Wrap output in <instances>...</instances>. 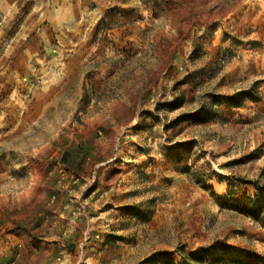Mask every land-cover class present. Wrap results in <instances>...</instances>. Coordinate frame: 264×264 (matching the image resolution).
I'll use <instances>...</instances> for the list:
<instances>
[{
	"label": "rangeland",
	"instance_id": "1",
	"mask_svg": "<svg viewBox=\"0 0 264 264\" xmlns=\"http://www.w3.org/2000/svg\"><path fill=\"white\" fill-rule=\"evenodd\" d=\"M93 4L0 100V264H264L258 8Z\"/></svg>",
	"mask_w": 264,
	"mask_h": 264
},
{
	"label": "crops",
	"instance_id": "2",
	"mask_svg": "<svg viewBox=\"0 0 264 264\" xmlns=\"http://www.w3.org/2000/svg\"><path fill=\"white\" fill-rule=\"evenodd\" d=\"M214 1L218 8L232 9L251 2L252 9L259 11L247 23L254 29L256 41L264 38V0ZM91 6L93 0H0V100H24L19 91L23 87L21 78L28 76L33 67L49 74L55 71L54 60H73L78 26L80 21L88 20L84 10ZM22 8L29 11L21 19L18 14ZM57 41L65 49L57 47Z\"/></svg>",
	"mask_w": 264,
	"mask_h": 264
},
{
	"label": "trees",
	"instance_id": "3",
	"mask_svg": "<svg viewBox=\"0 0 264 264\" xmlns=\"http://www.w3.org/2000/svg\"><path fill=\"white\" fill-rule=\"evenodd\" d=\"M253 94L251 92H238L233 96H228V97H224L223 99H225L226 101H228V103H232V102H240L241 100L244 99H255L254 96H252ZM258 99V98H257ZM202 257V256H201ZM203 260V258H200Z\"/></svg>",
	"mask_w": 264,
	"mask_h": 264
}]
</instances>
